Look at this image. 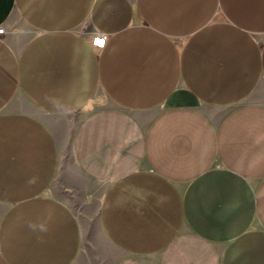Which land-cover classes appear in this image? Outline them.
Returning a JSON list of instances; mask_svg holds the SVG:
<instances>
[{
    "label": "crops",
    "instance_id": "1",
    "mask_svg": "<svg viewBox=\"0 0 264 264\" xmlns=\"http://www.w3.org/2000/svg\"><path fill=\"white\" fill-rule=\"evenodd\" d=\"M1 25L0 264H264V0H0Z\"/></svg>",
    "mask_w": 264,
    "mask_h": 264
},
{
    "label": "built area",
    "instance_id": "2",
    "mask_svg": "<svg viewBox=\"0 0 264 264\" xmlns=\"http://www.w3.org/2000/svg\"><path fill=\"white\" fill-rule=\"evenodd\" d=\"M4 30V27L1 25L0 26V34L3 32ZM104 40H105V36H95V38L93 39L92 41V45L93 46H97V47H103V43H104Z\"/></svg>",
    "mask_w": 264,
    "mask_h": 264
},
{
    "label": "rangeland",
    "instance_id": "3",
    "mask_svg": "<svg viewBox=\"0 0 264 264\" xmlns=\"http://www.w3.org/2000/svg\"><path fill=\"white\" fill-rule=\"evenodd\" d=\"M63 188H61V186H59V184L57 183V186L55 187V191L57 192V194H63ZM80 202H75L74 205L77 206V210L79 211L80 208Z\"/></svg>",
    "mask_w": 264,
    "mask_h": 264
}]
</instances>
